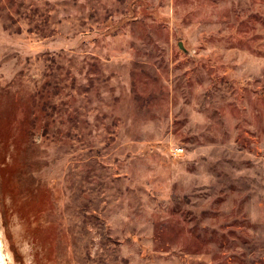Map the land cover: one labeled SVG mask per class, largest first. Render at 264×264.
<instances>
[{"label": "rangeland", "instance_id": "obj_1", "mask_svg": "<svg viewBox=\"0 0 264 264\" xmlns=\"http://www.w3.org/2000/svg\"><path fill=\"white\" fill-rule=\"evenodd\" d=\"M0 253L264 264V0H0Z\"/></svg>", "mask_w": 264, "mask_h": 264}, {"label": "built area", "instance_id": "obj_2", "mask_svg": "<svg viewBox=\"0 0 264 264\" xmlns=\"http://www.w3.org/2000/svg\"><path fill=\"white\" fill-rule=\"evenodd\" d=\"M181 152H182V150H180V149L177 150V149H176V150L174 151L173 154H174L175 156H178Z\"/></svg>", "mask_w": 264, "mask_h": 264}, {"label": "bare ground", "instance_id": "obj_3", "mask_svg": "<svg viewBox=\"0 0 264 264\" xmlns=\"http://www.w3.org/2000/svg\"><path fill=\"white\" fill-rule=\"evenodd\" d=\"M0 264H3V257L1 256V253H0Z\"/></svg>", "mask_w": 264, "mask_h": 264}]
</instances>
